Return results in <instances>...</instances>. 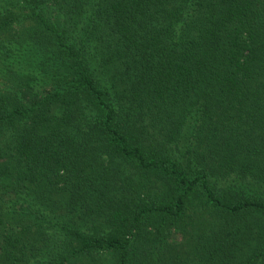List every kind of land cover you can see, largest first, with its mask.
Instances as JSON below:
<instances>
[{
    "label": "trees",
    "instance_id": "16d2710c",
    "mask_svg": "<svg viewBox=\"0 0 264 264\" xmlns=\"http://www.w3.org/2000/svg\"><path fill=\"white\" fill-rule=\"evenodd\" d=\"M0 264H264V0H0Z\"/></svg>",
    "mask_w": 264,
    "mask_h": 264
}]
</instances>
